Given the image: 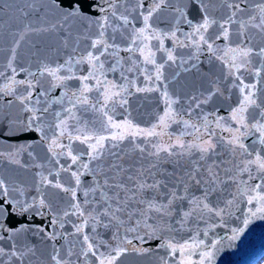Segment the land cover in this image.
Here are the masks:
<instances>
[{"label": "snow or ice", "instance_id": "snow-or-ice-1", "mask_svg": "<svg viewBox=\"0 0 264 264\" xmlns=\"http://www.w3.org/2000/svg\"><path fill=\"white\" fill-rule=\"evenodd\" d=\"M4 10L0 0V16ZM17 11L24 19L9 49L10 75L0 72V140L37 138L0 145V264H119L128 255L210 264L214 253L201 249L219 242L191 235L193 224L230 215L237 201L264 218V43L256 39L264 37V0H28ZM33 34L54 36L53 51L63 54L51 61L32 45L35 69H18V50ZM157 51L166 53L162 62ZM215 61L226 69L223 80L211 75ZM173 66L179 70L169 79L165 69ZM193 71L207 86L193 82L182 111L169 85ZM117 72L122 83L108 79ZM135 73L143 87L129 79ZM138 93H156L164 106L149 129L115 119L117 107L131 116L129 97ZM217 98L227 102L226 116L219 107L204 110ZM193 112L198 123L182 118ZM88 113L97 119L85 120ZM173 124L197 135L173 137ZM125 141L130 148L118 151ZM22 173L31 181L19 179ZM241 231L233 230L232 240ZM183 232L188 239L178 241Z\"/></svg>", "mask_w": 264, "mask_h": 264}, {"label": "water", "instance_id": "water-1", "mask_svg": "<svg viewBox=\"0 0 264 264\" xmlns=\"http://www.w3.org/2000/svg\"><path fill=\"white\" fill-rule=\"evenodd\" d=\"M26 2L28 0H5V10L4 14L0 16V72H4L5 76L10 75V70L6 68L8 56H9V49L12 46V43L14 41V33L17 32L20 28L23 27V19L20 16V13L17 11L18 8L25 7ZM45 5H49L51 0H42ZM251 2V0H250ZM12 4L11 8H8V4ZM223 13H217V15H222ZM244 19H247V16L243 17ZM29 19H35V17H29ZM137 27H139V22H137ZM237 26L233 25V31L235 32ZM250 34H254V29H249ZM258 42L264 43V37H261L257 35L256 37ZM237 41V38L235 35L233 36V42L235 43ZM221 45H224V41L218 42ZM152 44L155 45L156 41H152ZM32 45H36L38 48L41 49V56L47 57L51 61L58 60L60 58V55L63 53L61 52L60 55H58L53 49L58 48L59 44L56 41L55 37L49 34H33L26 38V40L22 43L21 48L18 50V57H17V68L20 67H28L31 66L33 70L36 66V58L32 56V52L34 51ZM165 45L167 47H171L170 41H165ZM86 45L82 44L81 48L83 49ZM187 49H181L179 50L180 54L186 55ZM122 56L127 57L128 53H121ZM166 53L163 52H156V58L158 62H162V57H164ZM133 59H136L134 57ZM142 59V58H141ZM202 60H205V57H201ZM137 63H139V60H137ZM257 61L254 59L253 64L255 65ZM130 65H125V67H129ZM107 67V65H106ZM151 68V66H148ZM203 71L207 72L209 71V66L205 62L201 65ZM179 69L175 66L165 69L166 76L171 79L173 74L178 71ZM226 73V69L223 65L220 64L219 61H215L211 66V75L215 79L219 77L221 80H223ZM129 79L135 80V83L139 86H144V77L140 76L139 79H136L137 76H139V73L135 74H128ZM264 75V74H262ZM244 79L246 82L251 81L252 75L249 72L243 73ZM24 74L21 73L17 79H23ZM108 79L111 81H115L117 83H122L120 80L119 73H108ZM5 82L2 77H0V83ZM193 82L197 84H201L203 86H207V78L201 77L198 73L195 71L191 73H182L181 76L176 79L172 84L169 85L170 91H177L180 96L182 97L181 105H182V111L183 109H187L188 105L185 103V97L187 94L194 91L192 88ZM73 83H76L73 81ZM224 86V85H222ZM55 94H59V89L56 90ZM227 94V93H226ZM91 97L93 101H95L98 98V94L96 92H93L91 94ZM102 99V98H101ZM237 99V93L235 90H233L232 93V100L231 103L235 104ZM221 105H223L221 107ZM163 104L158 98V95L156 93L151 94H145V93H138L136 95L129 97V105H128V111L131 113L130 117H127V114L125 113L124 109L117 107L115 116V119L119 121H123L125 118L132 119L135 123L139 124L142 128L149 129L157 122V116L162 115L163 113ZM216 107H219V115H227V102L224 100H221L217 98L215 102L212 105L205 106L204 110L206 112L213 111ZM198 111V110H197ZM85 120L92 118L97 119L96 116H94L91 113H88L83 117ZM183 119L189 120L190 123H198L197 120V112H193L192 116L189 117L187 115L182 116ZM49 119H51V116H49ZM75 122L69 121V131L73 133V135L76 134V131L73 127H71ZM77 127H82L81 125H77ZM92 126L89 125V129H91ZM97 132H101L104 135H107L108 133L103 132V130L99 127L97 124L96 129ZM159 131V129H157ZM167 132L172 135L173 137L177 135L183 134V139L185 141H188L191 139L189 136V133L192 134V136H196L197 133L193 132L190 128H185L182 124H173L169 129H167ZM226 135V134H225ZM36 134L33 133L27 137H19L14 138L18 139L20 142L24 141H33L35 140ZM155 139V138H152ZM14 140H0V145H2L5 149L7 148V145L9 143H13ZM140 142L139 140L137 141ZM165 142L167 143V137H165ZM145 144L147 145L146 150H151V144L149 141H145ZM75 147L83 148V145H76ZM130 148V145H128V142L125 141L124 145L121 146V148L118 151H125ZM37 153H39L40 157L43 158L44 152L43 149L40 147H37L36 149ZM138 154H133V160L137 158ZM27 159V157H25ZM64 161H61L63 163ZM7 169V166H5ZM7 171L13 175H15L14 172H12L11 169H7ZM22 180L31 181V173H22L18 177ZM62 180L67 179L66 174H62L61 177ZM242 199V198H241ZM249 207H255V205H247L246 201L241 203L237 201L232 209L230 215H225L222 219L221 218H213L211 220H208L207 223L200 222L199 224H193L191 235H196L197 232H199L198 239L204 240L206 244L211 245L213 242H219L216 244L215 248H205L201 249V251H212L214 253L213 258L210 262V264H261L262 261H264V218H260V216L257 217H251L248 215V208ZM247 219L248 223L245 225V220ZM236 229H242V231L239 233L238 238L235 240H232V236L234 234L233 230ZM207 232L208 235L205 236L204 232ZM188 232H183L179 236L176 237L178 241H183L188 239L189 237ZM155 243H158V241L152 242L151 246L154 247ZM103 251V249H102ZM47 253V249L45 250V254ZM163 255V253H160ZM194 260H198L199 256H194ZM119 264H157V261L154 258H148V257H138L135 255H128L126 257H122Z\"/></svg>", "mask_w": 264, "mask_h": 264}, {"label": "trees", "instance_id": "trees-1", "mask_svg": "<svg viewBox=\"0 0 264 264\" xmlns=\"http://www.w3.org/2000/svg\"><path fill=\"white\" fill-rule=\"evenodd\" d=\"M261 264H264V261Z\"/></svg>", "mask_w": 264, "mask_h": 264}]
</instances>
